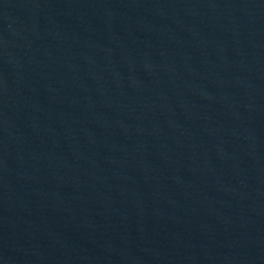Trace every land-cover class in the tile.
<instances>
[{
  "label": "water",
  "instance_id": "95a60500",
  "mask_svg": "<svg viewBox=\"0 0 264 264\" xmlns=\"http://www.w3.org/2000/svg\"><path fill=\"white\" fill-rule=\"evenodd\" d=\"M0 264H264V0H0Z\"/></svg>",
  "mask_w": 264,
  "mask_h": 264
}]
</instances>
